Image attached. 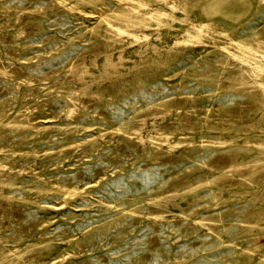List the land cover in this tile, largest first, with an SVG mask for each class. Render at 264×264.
<instances>
[{
  "label": "rangeland",
  "instance_id": "obj_1",
  "mask_svg": "<svg viewBox=\"0 0 264 264\" xmlns=\"http://www.w3.org/2000/svg\"><path fill=\"white\" fill-rule=\"evenodd\" d=\"M258 65L264 0H0V264H264Z\"/></svg>",
  "mask_w": 264,
  "mask_h": 264
},
{
  "label": "bare ground",
  "instance_id": "obj_2",
  "mask_svg": "<svg viewBox=\"0 0 264 264\" xmlns=\"http://www.w3.org/2000/svg\"><path fill=\"white\" fill-rule=\"evenodd\" d=\"M154 12H152L151 10L150 11H146L144 14H153ZM117 29H118V31L117 32H119V33H123L124 31H127V29L125 30V28H122V27H118L117 26ZM248 50V49H247ZM249 50H251V49H249ZM245 52V51H244ZM243 52V53H244ZM259 52V51H258ZM229 53V52H228ZM237 53V52H236ZM251 53H252V51H251ZM247 54V53H246ZM246 54H245V56H246ZM263 54V53H262ZM231 55H232V53H231ZM235 55V54H234ZM260 55V54H259ZM233 56V55H232ZM249 56V55H248ZM235 57H237L236 55H235ZM254 57H256V56H254ZM242 58V57H241ZM244 58H246V57H244ZM259 58V57H258ZM247 59V58H246ZM249 59V58H248ZM246 61V60H245ZM252 71L253 72H264V67H261L260 65H258V69H252Z\"/></svg>",
  "mask_w": 264,
  "mask_h": 264
}]
</instances>
